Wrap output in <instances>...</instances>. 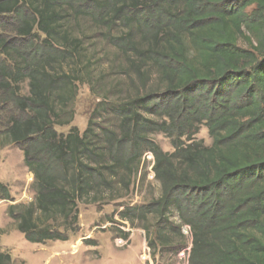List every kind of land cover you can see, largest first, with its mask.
I'll use <instances>...</instances> for the list:
<instances>
[{"label": "trees", "instance_id": "1", "mask_svg": "<svg viewBox=\"0 0 264 264\" xmlns=\"http://www.w3.org/2000/svg\"><path fill=\"white\" fill-rule=\"evenodd\" d=\"M92 34L124 58L116 75L130 83L83 132H60L82 79L65 65L92 76ZM0 119L35 175L34 202L10 209L28 241L67 240L79 203L115 201L152 152L162 192L121 219L150 221V244L170 248L176 209L189 264H264V0H0ZM202 125L211 145L196 138ZM0 197H11L2 183Z\"/></svg>", "mask_w": 264, "mask_h": 264}, {"label": "rangeland", "instance_id": "2", "mask_svg": "<svg viewBox=\"0 0 264 264\" xmlns=\"http://www.w3.org/2000/svg\"><path fill=\"white\" fill-rule=\"evenodd\" d=\"M83 21L86 25L89 23L88 19ZM87 32L91 33L90 30ZM93 35L85 38L89 40L87 58L91 59L89 71L92 76H86L82 64L78 68L65 65L67 72L75 69L82 79L77 83V97L72 105L74 119L70 125L58 126L60 132H68L71 126H77L80 132H83L95 108L101 110L108 103L102 102L104 97L116 101L122 96L121 93L127 91L130 83L128 75H116L121 66H126L124 58L117 55L113 45L99 40L98 34ZM118 82L122 83L119 87L116 86ZM22 87L24 92L28 91L27 83ZM106 115L108 116L107 113ZM110 118V123L117 124L116 118ZM2 120L4 119H0V132ZM106 123L105 120L104 124ZM152 137L163 151H174L171 139L165 134L158 133ZM196 138L205 145L212 144L206 125L200 127ZM0 183L8 188L11 195L10 199L0 197V253L11 256L9 264H189L193 246L191 228L188 225H182L181 230L178 228L181 220L176 209L171 210V225L164 228L170 231L174 241V246L170 248L153 247L150 244V234L144 228L150 221L139 223L135 220L136 223L133 224L129 220L121 219L120 212L127 206L148 204L160 196L161 184L155 178L152 163L143 166L129 190L126 191L119 184H115L116 192L111 193L116 197L115 201L94 203L93 200L89 202V199L88 202H80L75 230L65 231L64 227L61 228L68 235L67 240L34 243L28 241L18 229L16 217L10 209L34 202L35 175L25 162L22 145L6 143L5 138L1 136ZM109 195L105 197L109 198ZM172 225L175 226L173 230L169 228ZM187 228H190L189 234L185 232ZM181 234H184L186 242L184 247L178 246L183 242Z\"/></svg>", "mask_w": 264, "mask_h": 264}, {"label": "built area", "instance_id": "3", "mask_svg": "<svg viewBox=\"0 0 264 264\" xmlns=\"http://www.w3.org/2000/svg\"><path fill=\"white\" fill-rule=\"evenodd\" d=\"M144 160L147 161V163H152L154 165V155L152 152H146L144 155ZM186 233H190V228H187L185 230Z\"/></svg>", "mask_w": 264, "mask_h": 264}]
</instances>
